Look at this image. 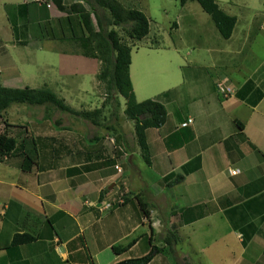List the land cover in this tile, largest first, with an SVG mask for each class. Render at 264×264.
I'll return each mask as SVG.
<instances>
[{
    "label": "crops",
    "instance_id": "obj_1",
    "mask_svg": "<svg viewBox=\"0 0 264 264\" xmlns=\"http://www.w3.org/2000/svg\"><path fill=\"white\" fill-rule=\"evenodd\" d=\"M118 1L142 12L150 33L151 17L145 6H135L137 0ZM74 2L62 0L66 6ZM65 17L55 5L49 9L29 0H0V86L30 88L24 85L31 79L23 76L27 66L45 73L57 71L63 78L59 93L64 101L90 93L78 86L83 73L101 89L96 59L77 58L71 50L56 47L52 63H46L45 56L52 51L44 50L45 43L56 35L61 38L62 30L68 35ZM45 23L54 29L48 38L41 31ZM183 23L172 22L168 44L151 38L146 43L150 53L172 50L175 56V63L164 71L165 81L172 83L153 98L165 106L167 118L161 127L166 134L153 146L151 128L145 132L149 154L153 149L161 150L159 157L167 152L171 169L159 168L153 156L150 164L143 163L124 108L118 114L109 104L118 103L116 96L113 100L99 96L91 109L103 110L96 125L63 112L53 113L52 119L46 115H52L51 107L30 106L45 115L29 126L23 118L8 114L11 107L23 104L5 110L0 134L13 138L16 150L0 160V264H116L161 248L156 243H164L169 233L178 241L188 238L195 246L238 243V253H228L233 264H264V65L241 82L221 72L214 78L210 69L217 66L195 60L214 50L205 48L199 37L186 40L191 28L185 30ZM217 48L219 54H227L223 46ZM129 77L137 99L136 92L143 91L134 89L132 58ZM219 85L230 92L222 94ZM189 118L192 123L181 127ZM235 125L238 128L233 129ZM98 129L105 133L98 135ZM26 157L31 163L23 166ZM148 170L155 174L154 182ZM173 173L183 180L168 186ZM174 195L176 203L171 202ZM214 223L218 230L213 235L209 231ZM17 236L31 239L13 244ZM245 237L248 241L243 245ZM115 246L126 249L117 252ZM178 247L175 263L183 254ZM148 264L169 262L154 252Z\"/></svg>",
    "mask_w": 264,
    "mask_h": 264
},
{
    "label": "rangeland",
    "instance_id": "obj_2",
    "mask_svg": "<svg viewBox=\"0 0 264 264\" xmlns=\"http://www.w3.org/2000/svg\"><path fill=\"white\" fill-rule=\"evenodd\" d=\"M215 1L220 9H222L225 13L237 18V23L232 33V38L230 37L231 39L229 38V40L223 39L219 35L210 17L201 9V7L196 2H186L185 8L182 9V5L180 4L179 0H137L138 3L135 6H145L148 12L147 16L149 14V16L151 17L150 33L148 35V39H143L140 41L131 40L127 37L123 30H118L120 39L130 45L132 48L131 58L136 76L134 89L136 88L135 90H137L138 87L139 91H143L142 95L136 92L137 99L139 100L138 101L135 98L137 102H142L146 99L157 98L159 96L158 91L162 90L164 86L167 87L172 83V81H165L164 76L167 73H165L164 71L166 70V67L169 65V63H175V56H173L174 53L172 52V50L161 51L159 53H150L148 52L146 43L151 38L153 39L152 42H157L158 44H168L173 37V33L170 34L172 32L170 27L172 22L175 21L178 24L183 21L184 23L182 24V26L185 28V30L191 28L189 36H187L186 40L194 37H199V39L205 44V46H207L205 48H211L210 50H214L212 53L205 54L204 56H200L195 59L196 61L207 60L210 61L209 64L217 66L210 69L211 75L214 78H216L215 74H219L221 72L222 75L226 74L227 76H229V79L233 82H241L245 78V80L249 79L248 77L250 76V73L258 66L264 65V0ZM134 4L135 2H133V4L130 6L132 7ZM181 17L186 18L181 21ZM194 21L196 23H194ZM67 27L66 31H69ZM41 31L44 34V37L48 38L52 36L54 29L49 27V23H45L43 24V26H41ZM65 36H68L67 33L65 34ZM58 38L60 37L56 35L55 40H53V38H50L47 43L48 45L46 43L44 45V50L49 52L52 51L51 54L45 56V61L49 65L53 61V53L56 47H60L65 51L71 50L73 52V46L69 43V40L61 39V41ZM51 40H53V42ZM217 45L223 46V49H227V54H219L216 51L220 50L219 48H217ZM73 54L71 55L77 58L79 57V54ZM147 64H149V68L146 67ZM236 66L239 67L238 70L235 69ZM24 69L25 72H23V76L28 79H30L31 77L30 81L24 84L25 86L29 85L30 88L33 89L49 90L56 94L57 97L62 99V96L64 95H61L59 93V90L63 86V78L57 73V71H50L48 73H45L42 72V69L40 68H35L36 70L34 71L33 69H29L27 66H25ZM78 86H81L85 90H89L90 93H88V95L72 96L71 99L67 98V101H64L65 104L73 109H80L81 107H83V109L91 110L92 108H95L97 106V104L95 103L100 99V97L102 99H107V94L104 86L102 85L101 89L99 90L96 87L94 80L88 79L87 74L83 73L81 75ZM99 91L101 92L98 95ZM116 97L118 99V103L115 104L112 102L109 104L112 107H116L115 111L120 114L122 109L125 108V100L117 95ZM161 98L162 95L160 99ZM111 100H113V98ZM76 102H79V105L82 106L80 107L76 104ZM104 103H106L105 100ZM104 103L102 102V104ZM23 106L25 108L11 107L8 111V114L12 115L10 116V118H23L25 122L29 124V126H32L36 119H41L45 115L38 114L35 110V107H30V105L25 104H23ZM50 109L52 115H46L52 119L56 117L53 113L62 114L60 113V111L54 109L53 107H51ZM234 115L236 116V114ZM232 127L233 129H235L236 125ZM97 133L98 135H103L105 133V130L98 129ZM165 134L166 128H151L149 132V139L151 141V144H153L154 146L155 143H159L158 139L162 138L159 136ZM166 142H168L167 139L164 140L165 145ZM117 144L119 143L116 142V145ZM159 152H161V150L157 151L153 149L152 153L149 154L150 160L151 156H153L154 161H156V163L158 162L159 168H161L162 170H165L167 168L171 169L172 164L170 163V156L168 155V153L165 152L159 157L157 155ZM257 153L260 155L263 154L259 150H257ZM171 172H173V170ZM148 173L151 181L154 182L156 180V177H154L155 174L151 170H148ZM176 176L177 174L173 173V176L171 175L168 177L171 181H173ZM171 202H177L175 195L174 199H172ZM180 205L181 204L179 203L177 204V206ZM240 207H247V205L242 204ZM215 220L217 222L221 221L218 217L215 218ZM206 227L207 226L204 225V228ZM214 227V230L209 231V233L213 235L216 234L218 230V228L216 230L215 223ZM187 239L188 238H183L181 241H178L176 243L177 245H179L178 250L181 247L183 253L180 256L179 262L175 263V261H173V259L177 260V257H175L173 253L171 254L167 246L163 248L165 252L160 255L164 258L166 257L169 264H192L191 261H193L194 264H233V258H231L228 253H238V250L241 249L238 246V243H198L197 246H195L194 243H189ZM191 244L194 248H190ZM156 245H160L161 247H163L165 243H156ZM206 245H208L209 248L203 252H199V249L205 247ZM225 245H227V247ZM166 251L168 253H166ZM154 252L155 251H153V253Z\"/></svg>",
    "mask_w": 264,
    "mask_h": 264
},
{
    "label": "trees",
    "instance_id": "obj_3",
    "mask_svg": "<svg viewBox=\"0 0 264 264\" xmlns=\"http://www.w3.org/2000/svg\"><path fill=\"white\" fill-rule=\"evenodd\" d=\"M196 2L210 17L219 35L229 39L237 23V18L225 13L215 0H179L181 5L186 2ZM54 5L59 11L66 14L65 21L70 27L68 37L61 31V38L69 40L73 46V53L99 62L97 81L106 90L107 98L119 96L125 100L123 113L133 122L134 136L140 150V155L146 164H150V156L146 142L147 129H158L164 125L167 112L165 106L157 100L146 99L137 102L129 77L131 64L130 45L120 39L118 30H123L131 40L140 41L149 33V21L146 16L136 9L125 8L118 0H75L70 5H64L62 0H54ZM78 28V30L76 29ZM62 41V40H61ZM25 104L30 106H51L54 109L74 115L93 125L99 123L102 117V108L93 110H75L65 104L63 99L46 89L9 88L0 86V119L11 105ZM238 125V123H237ZM16 150V141L7 134H0V160L10 156ZM31 163V158L23 161ZM169 178V177H168ZM183 180V176H176L171 185ZM30 237L17 236L13 244L30 241ZM248 237L243 239L246 245ZM178 238L174 233H169L164 238L165 245L161 248H152L149 254L138 258L120 261L116 264H148L155 254H163L167 246L171 254L175 253L174 247ZM130 244L127 246V248ZM126 247L115 246L114 251L123 252ZM166 253H168L166 251ZM189 264V263H187Z\"/></svg>",
    "mask_w": 264,
    "mask_h": 264
},
{
    "label": "built area",
    "instance_id": "obj_4",
    "mask_svg": "<svg viewBox=\"0 0 264 264\" xmlns=\"http://www.w3.org/2000/svg\"><path fill=\"white\" fill-rule=\"evenodd\" d=\"M54 0H29V2H31V3H35V4H38V5H43V6H45V7H47V8H52V7H54V2H53ZM219 91L222 93V94H226V92H230V91H227V90H225L224 88H222L221 87V85H219ZM192 123V119H187L186 120V122L185 123H183L182 125H181V127H187V126H189L190 124ZM6 158V156H4L2 159H5ZM115 169H116V171L118 172V173H121V169H120V167L119 166H115ZM237 171L236 170H234V171H231V174H235Z\"/></svg>",
    "mask_w": 264,
    "mask_h": 264
}]
</instances>
